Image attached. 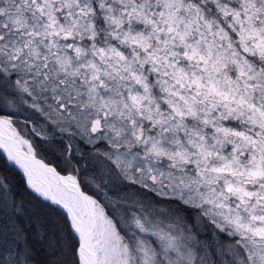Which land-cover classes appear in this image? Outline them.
Masks as SVG:
<instances>
[{
	"label": "snow or ice",
	"instance_id": "snow-or-ice-1",
	"mask_svg": "<svg viewBox=\"0 0 264 264\" xmlns=\"http://www.w3.org/2000/svg\"><path fill=\"white\" fill-rule=\"evenodd\" d=\"M0 264H264V0H0Z\"/></svg>",
	"mask_w": 264,
	"mask_h": 264
}]
</instances>
